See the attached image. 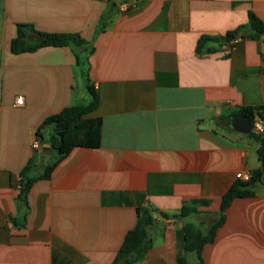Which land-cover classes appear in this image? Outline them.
<instances>
[{
    "label": "crops",
    "instance_id": "0c3cea01",
    "mask_svg": "<svg viewBox=\"0 0 264 264\" xmlns=\"http://www.w3.org/2000/svg\"><path fill=\"white\" fill-rule=\"evenodd\" d=\"M250 12L264 22V0H0V264H111L141 206L155 224L138 264L197 263L183 225L207 229L235 175L259 167L258 141L227 120L264 108V36L246 29L229 48L209 43L213 52L197 43L247 25ZM17 25L86 45L12 54ZM87 79L99 146L73 148L24 203L21 172L30 164L40 174L56 158L55 128L41 125L87 104ZM254 193L233 200L203 264H264V183ZM192 199L210 203L174 218Z\"/></svg>",
    "mask_w": 264,
    "mask_h": 264
},
{
    "label": "trees",
    "instance_id": "16d2710c",
    "mask_svg": "<svg viewBox=\"0 0 264 264\" xmlns=\"http://www.w3.org/2000/svg\"><path fill=\"white\" fill-rule=\"evenodd\" d=\"M249 29L251 33L248 35L252 39H259L264 36V22L253 13L248 15V24L237 27L236 29L227 32L223 37L213 38L201 36L197 43L198 52L208 51L213 52L215 49L209 47V43H217L219 46H227L231 41L237 38H242L245 35V30ZM33 32L37 37V42L31 44L28 41V33ZM84 46L86 42L75 35L70 34H44L36 32L29 25H17L16 36L11 41L10 51L12 54H20L25 52H34L39 48L46 46ZM87 93L89 101L87 104L75 105L63 109L60 113L48 117L42 128L52 125L54 126V134L50 137L52 152H55L56 158L52 164H47L43 172L37 175H31L33 166L27 165L20 174L19 180V199L26 202L27 194L32 185L38 180H46L51 176L54 168L78 146L98 147L100 142V120L90 119L87 116L93 113L99 104L98 95L89 84L87 79ZM257 116L264 121V108L256 109ZM242 114V111H237L233 115ZM248 118V117H247ZM254 116H249V121L252 123ZM226 119L221 121L224 123ZM250 137L255 138L258 143L257 157L259 167L251 171L250 179L247 182L237 180L231 188L221 198L220 210L215 221L203 230L197 224L186 222L182 231L185 235L184 252L192 253L197 258L196 264H203L200 257L201 250L205 244L212 243L217 229L223 224L225 212L237 198H249L254 196V189L257 184L264 183V136H258L250 133ZM209 200L192 199L183 202V206L179 215L174 218L185 219L188 217H197L201 215L199 207L208 206ZM137 222L131 230H129L123 240L122 245L117 251L115 259L111 264H138L147 255L152 247V238L150 229L155 224L154 212L149 207H137ZM164 217H167L164 215ZM178 264H187L185 257L178 259Z\"/></svg>",
    "mask_w": 264,
    "mask_h": 264
},
{
    "label": "built area",
    "instance_id": "2783aa9c",
    "mask_svg": "<svg viewBox=\"0 0 264 264\" xmlns=\"http://www.w3.org/2000/svg\"><path fill=\"white\" fill-rule=\"evenodd\" d=\"M121 10H125L126 7L124 5H120L119 7ZM239 41V38L234 39L233 41L230 42L229 45L224 46L223 48H229L232 45L236 44ZM23 103V99L22 97H19L17 99V105H22ZM252 130L253 132L258 135V136H264V121L259 118L257 115L254 116L253 120H252ZM40 142L38 140H34L32 143V149L34 151H40ZM236 179L240 180L242 182H247L250 179V174H243V173H237L236 175Z\"/></svg>",
    "mask_w": 264,
    "mask_h": 264
},
{
    "label": "water",
    "instance_id": "95a60500",
    "mask_svg": "<svg viewBox=\"0 0 264 264\" xmlns=\"http://www.w3.org/2000/svg\"><path fill=\"white\" fill-rule=\"evenodd\" d=\"M227 127L237 133L244 134V135H248L252 131L251 122L245 116L241 114L230 117L227 120Z\"/></svg>",
    "mask_w": 264,
    "mask_h": 264
},
{
    "label": "rangeland",
    "instance_id": "374dc122",
    "mask_svg": "<svg viewBox=\"0 0 264 264\" xmlns=\"http://www.w3.org/2000/svg\"><path fill=\"white\" fill-rule=\"evenodd\" d=\"M52 160H53V158H52Z\"/></svg>",
    "mask_w": 264,
    "mask_h": 264
}]
</instances>
